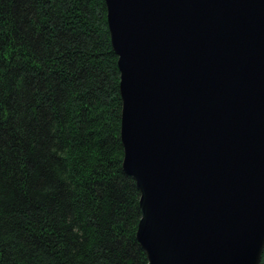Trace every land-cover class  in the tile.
<instances>
[{
  "label": "water",
  "instance_id": "obj_1",
  "mask_svg": "<svg viewBox=\"0 0 264 264\" xmlns=\"http://www.w3.org/2000/svg\"><path fill=\"white\" fill-rule=\"evenodd\" d=\"M148 264H261L264 0H105Z\"/></svg>",
  "mask_w": 264,
  "mask_h": 264
},
{
  "label": "trees",
  "instance_id": "obj_2",
  "mask_svg": "<svg viewBox=\"0 0 264 264\" xmlns=\"http://www.w3.org/2000/svg\"><path fill=\"white\" fill-rule=\"evenodd\" d=\"M120 81L105 0H0V264H148Z\"/></svg>",
  "mask_w": 264,
  "mask_h": 264
}]
</instances>
